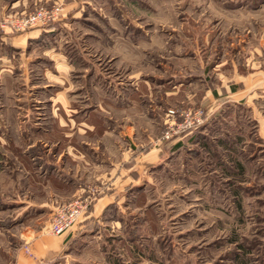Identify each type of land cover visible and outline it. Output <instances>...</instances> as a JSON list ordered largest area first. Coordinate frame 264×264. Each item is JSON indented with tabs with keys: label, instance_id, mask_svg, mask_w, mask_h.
Masks as SVG:
<instances>
[{
	"label": "rangeland",
	"instance_id": "1",
	"mask_svg": "<svg viewBox=\"0 0 264 264\" xmlns=\"http://www.w3.org/2000/svg\"><path fill=\"white\" fill-rule=\"evenodd\" d=\"M70 1L26 0V8L57 3L60 14ZM76 1L79 11L71 10L78 17L67 16L68 27L52 38L55 47L71 59L91 58L103 84L111 74L129 87L120 90L126 104L118 103V115L89 107L70 117L105 123L127 117L135 127L127 148L134 157L150 153L143 167L134 160L130 183L54 264H264V94L248 103L220 100L207 119L203 106L210 91L264 71V0ZM30 78L21 68L0 83V264H15L21 231L46 233L50 218L25 208L45 196L32 190L38 165L15 128L32 119V86L43 83ZM102 97L101 103L108 99ZM81 99L72 97L78 108ZM199 108V125L176 133L174 124L163 138L169 109ZM92 167L80 197L94 201L96 176L107 166Z\"/></svg>",
	"mask_w": 264,
	"mask_h": 264
},
{
	"label": "crops",
	"instance_id": "2",
	"mask_svg": "<svg viewBox=\"0 0 264 264\" xmlns=\"http://www.w3.org/2000/svg\"><path fill=\"white\" fill-rule=\"evenodd\" d=\"M73 6L77 8L79 3L76 0L65 3L59 16L44 26H33L24 31L0 28V83L4 78H12L13 73L21 68L22 73L28 77H41L43 80L41 84L32 83V87H35L32 119L18 121L15 127L22 135L24 151L28 150L26 154L34 165H38L34 173H37L40 182L32 190L45 195L28 203L25 208L50 213L46 222L48 225L57 202H64L88 191L89 187H84L82 178L91 174L92 163H105L107 167H102L103 172L96 176V186L100 185L98 196L69 229L59 235L44 233L45 228L35 235L30 229L21 231L19 239L22 248L18 251L15 264H49L59 258L62 252L70 251L82 232L87 230L85 227L98 221L103 211L109 207L119 186L124 188L130 183L131 179H127L132 173L134 160L140 167L149 160L150 152L143 157H134L132 147L127 148L126 142L131 141L135 128L127 121V117L122 122L114 120L107 123L71 118L72 113L82 112V109L89 107L91 109L88 112L118 115L117 112L121 109L118 107L125 103L122 102L124 93L120 90L129 87L128 84L118 83L122 80L118 81L111 74L106 76L108 80H104L103 84L102 78L97 74L99 69L94 66L96 63L91 58L71 59L55 47L52 38L58 31L68 27L67 16L78 17L74 13L75 9L71 10ZM6 10L10 12H5ZM27 11L26 0H0V19L5 13ZM254 64L256 65L255 60ZM97 76L98 79H95ZM236 83L238 85L232 86V89L224 86V92L210 91L209 96L205 95V119L218 108L220 100L224 99L226 103H240L244 100L248 103L250 98L255 100L261 97L264 94V71L254 69ZM181 84L179 81L178 85ZM85 91L91 95L87 96ZM75 94L82 98L83 108L73 104L72 97ZM104 96L108 99H102L101 103V97L105 98ZM89 97L94 98L93 107L89 103ZM8 125L9 122H4L3 127ZM121 140L125 143L122 144ZM93 153L104 158H96Z\"/></svg>",
	"mask_w": 264,
	"mask_h": 264
},
{
	"label": "built area",
	"instance_id": "3",
	"mask_svg": "<svg viewBox=\"0 0 264 264\" xmlns=\"http://www.w3.org/2000/svg\"><path fill=\"white\" fill-rule=\"evenodd\" d=\"M60 11V5L54 3L50 7L40 6L32 11L21 13H7L0 19V28L10 29L13 31H24L33 26H44L54 21ZM182 118L181 122L174 121L175 116ZM167 130L164 132L163 138H169L172 135V125L176 124V133L184 131L193 126H197L202 122V110L199 108L194 111L169 109L166 113ZM97 190H93V193ZM93 197L77 196L68 202L59 204L54 209L51 220L47 225V232L54 235H59L74 225L88 206L93 201Z\"/></svg>",
	"mask_w": 264,
	"mask_h": 264
}]
</instances>
